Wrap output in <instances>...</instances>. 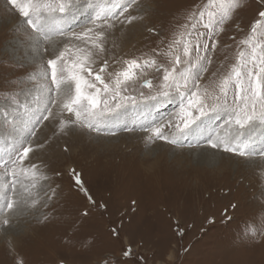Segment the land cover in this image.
<instances>
[{
    "label": "rangeland",
    "instance_id": "rangeland-1",
    "mask_svg": "<svg viewBox=\"0 0 264 264\" xmlns=\"http://www.w3.org/2000/svg\"><path fill=\"white\" fill-rule=\"evenodd\" d=\"M123 2L75 0L69 13L52 14L45 40L8 0H0V217L10 213L8 225L0 220V264H264V123L240 130L229 112L206 108L208 116L193 110L184 128L176 103L155 107L140 98L141 91H150L140 86L144 79L156 83L152 69L138 73L136 91L126 93L137 96V106L113 111L92 130L74 126L54 135L58 119H43L62 107L64 89L74 94L70 80L55 94L47 60L65 48L69 64L83 55L82 42L71 32L94 27L97 5L103 14L118 15L108 21L117 25L107 39L109 72L120 69L117 59L142 62L168 51L194 7L216 11L219 19V8H208V0H137L119 16ZM240 2L232 19L217 27L218 43L201 80L202 88L211 84L209 91L221 98L223 81L241 63L240 51L245 59L253 49L257 58L264 56L259 17L264 4ZM129 15L137 19L121 24ZM182 53L183 44L175 45L173 55ZM157 59L167 65L170 58ZM198 70L193 60L192 72ZM57 74L60 78L59 68ZM234 79L223 85L229 103ZM205 102L218 103L213 97ZM69 115L64 112L65 119ZM158 123L176 143L149 141L154 134L147 129ZM29 145H44L30 159L39 162L38 172L46 178L33 184L32 176L18 172L9 192L12 179L4 167ZM225 145L238 151L225 152ZM72 169L81 174L87 193L74 183Z\"/></svg>",
    "mask_w": 264,
    "mask_h": 264
},
{
    "label": "snow or ice",
    "instance_id": "snow-or-ice-1",
    "mask_svg": "<svg viewBox=\"0 0 264 264\" xmlns=\"http://www.w3.org/2000/svg\"><path fill=\"white\" fill-rule=\"evenodd\" d=\"M264 4V0H259ZM12 8L17 11L23 18L24 23L31 26L36 33L43 34L45 40L50 39L52 25L50 17L53 13L65 15L74 7L75 0H8ZM137 0H124L120 6L119 16H122ZM208 8H219V19H216V11L196 10L195 7L189 10L185 16V23L179 25L183 31L180 32L179 38L174 39L168 45V51L157 52L154 56L144 59L142 62L138 58L120 61L117 59L115 63H120L119 70L109 69V60L106 57L107 39L117 25L108 23L110 18H118L117 13L113 12L110 15L103 14V6L97 5L100 11L96 12L91 24L94 27H89L86 31L75 33L71 32V36L76 41L82 42V47L79 49L83 55L69 64L65 60V54L68 51L65 48L63 51L57 50L52 58L47 60V65L51 69V79L56 85L54 92H61V84L70 80L74 86L73 90L64 89V100L60 103L62 107L53 115L48 111L43 119L52 116L54 120L58 119V123L54 127V135L66 134L74 126L87 127L92 130L95 121H100L106 118V115L113 111L126 108L129 105L137 106L138 99L136 95L126 94L130 91H136V81L139 75H144L148 69L154 70V79H144L141 83L142 88L149 89V94L145 95L140 92V98L145 102H154L152 106L158 107L171 103H176L179 108V114L183 118V127L187 128L192 122L189 117L193 115V110L198 111L200 116H208L209 111L219 114L220 110L227 111L230 117H235V123L238 129L243 130L252 126L255 122L264 123V56L257 58L255 49L253 55L249 59H245L244 51L239 52L241 63L238 67L232 69V75H229L223 81V85H227L229 81L235 77L233 99L231 103L228 101L227 91L223 85L221 90L224 92L223 98L214 96L209 91L211 84L202 88L201 80L204 72L208 70V65L211 64V53L215 50L218 43L217 27L222 26L225 21H230L243 6L240 0H208ZM207 17V18H206ZM259 17L264 20V11L259 12ZM137 17L129 15L120 21L121 24H131ZM100 21V23H96ZM259 23V21L257 22ZM203 29V30H202ZM222 31V27H220ZM255 32V28H253ZM67 35V33H63ZM91 34V35H90ZM193 41H195L193 43ZM183 44V53L173 55L175 45ZM247 43V41H242ZM90 45V48H89ZM159 56L170 58L167 65L158 62ZM95 57V58H94ZM96 59H100L99 66L93 68L91 65L96 63ZM193 60L199 64V70L192 72ZM63 61V63H61ZM58 68L61 73L58 78ZM67 71L68 76L63 73ZM110 77L106 80L105 76ZM155 89V92L151 90ZM213 97L218 103L207 105L206 100ZM103 105V107H101ZM64 112L69 113L67 119L64 118ZM86 115V121H81V116ZM163 123H158L155 126L147 129L154 136H149V141L153 139H163L166 142L176 143V140L168 141L167 136L162 132ZM180 127L179 124L176 125ZM44 145H37L34 149L31 145L22 147L18 155L12 163L4 167V173L8 174L12 179V186L8 191H14L16 177L18 172L33 177V184L36 179H45L46 176L39 174V162H34L30 159V154L36 150L43 148ZM212 148H217V143L211 144ZM223 151L236 152L238 149L231 148L228 145L223 147ZM243 155V152H240ZM74 183L87 193L84 188V181L81 174L75 169L71 170ZM3 187V185H0ZM91 200V197L89 196ZM94 203V201H92ZM12 202L6 204V208H12ZM86 214V213H85ZM3 225H8L7 219L2 221ZM115 231V230H114ZM128 255H131L129 252Z\"/></svg>",
    "mask_w": 264,
    "mask_h": 264
},
{
    "label": "bare ground",
    "instance_id": "bare-ground-1",
    "mask_svg": "<svg viewBox=\"0 0 264 264\" xmlns=\"http://www.w3.org/2000/svg\"><path fill=\"white\" fill-rule=\"evenodd\" d=\"M61 41H62V40H57L55 44H58V45H59ZM120 68H121V67H120ZM8 215L10 216V213L5 214V215H2V216L0 217V220H4V219H6L5 217L8 216Z\"/></svg>",
    "mask_w": 264,
    "mask_h": 264
}]
</instances>
